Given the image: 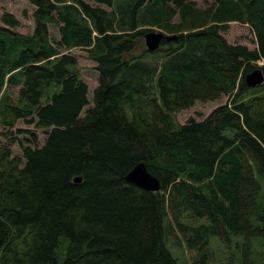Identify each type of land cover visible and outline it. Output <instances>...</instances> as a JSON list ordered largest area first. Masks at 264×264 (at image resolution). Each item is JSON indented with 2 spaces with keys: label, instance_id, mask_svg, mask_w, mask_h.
Instances as JSON below:
<instances>
[{
  "label": "trees",
  "instance_id": "1",
  "mask_svg": "<svg viewBox=\"0 0 264 264\" xmlns=\"http://www.w3.org/2000/svg\"><path fill=\"white\" fill-rule=\"evenodd\" d=\"M26 1L31 34L0 14V264H178L165 218L198 251L193 264H206L209 235H242L250 264L251 239L264 244V81L244 76L264 61V0ZM232 20L253 48L226 40ZM151 26L176 38L150 52ZM74 48L95 63L92 90ZM223 96L203 119L175 122ZM139 162L159 191L125 179ZM190 214L208 223L190 226Z\"/></svg>",
  "mask_w": 264,
  "mask_h": 264
},
{
  "label": "rangeland",
  "instance_id": "2",
  "mask_svg": "<svg viewBox=\"0 0 264 264\" xmlns=\"http://www.w3.org/2000/svg\"><path fill=\"white\" fill-rule=\"evenodd\" d=\"M90 1L91 0H87ZM199 7H205V2L212 0H195ZM207 4V3H206ZM108 9V7H107ZM3 11H8L13 13L19 20L20 24L17 27L11 28L14 32L21 34H31L32 32V7L26 0H0V14ZM177 20V17L175 18ZM0 25H4L0 21ZM143 26H148L144 24ZM154 29H156L154 27ZM224 37L230 43H240L245 44L249 48H253L254 44V34L251 32L250 28L246 24H239L237 22H230L226 32H223ZM66 52V51H64ZM71 53L77 58L78 67L82 79L87 83L90 90L97 86V75L98 72L95 69V63L93 60L87 57V53L80 49L74 48L71 50ZM257 66H264V61L256 64ZM11 96L14 97L17 94V88H10ZM90 97V96H89ZM138 101L145 107L148 108L145 97H139ZM227 101L226 97H222L215 101L207 102H196L193 106L188 109L181 110L173 114L174 120L176 123H184L189 117H194L196 120H201L207 116L212 109L216 106L223 104ZM91 105V101L90 104ZM87 107V106H86ZM126 113L131 117V111L126 107ZM17 128H27V124L20 120L15 125ZM38 139L43 142L44 133L41 130H38ZM25 136H28V133H22V135L16 136L22 141H25ZM6 140L4 137H0V145L4 144ZM12 150L16 155H21V150L17 143L12 145ZM264 187V180H262L261 191ZM185 223L188 225H197V224H207L208 219L205 217H194L190 214L185 218ZM172 227L176 230L179 238L186 242L185 236H183L181 230L177 227L176 223L171 220ZM165 228V242L170 250L171 254L177 259L178 264H193L195 258L198 256V251L194 248H191L180 242L176 244L178 237L171 231L170 222L168 218L164 220ZM244 239L242 235L232 236L230 241H222L221 238L217 235H209V247L207 249V257L205 258L206 264H223L224 262H229L230 264H243L242 257V245ZM63 252L59 250L58 259H62ZM250 264H264V244L261 242L259 237H253L251 239V246L248 253ZM58 260V261H59Z\"/></svg>",
  "mask_w": 264,
  "mask_h": 264
},
{
  "label": "water",
  "instance_id": "3",
  "mask_svg": "<svg viewBox=\"0 0 264 264\" xmlns=\"http://www.w3.org/2000/svg\"><path fill=\"white\" fill-rule=\"evenodd\" d=\"M144 42L148 50H155L159 48L163 39L171 40L175 39L174 36H165L161 32L149 31L144 35ZM263 70L261 68H254L244 76V82L248 86H255L263 82ZM125 179L128 182L146 189L148 191H158L160 189V182L158 178L148 171L144 162H139L133 166L125 175ZM80 178H75V181H79Z\"/></svg>",
  "mask_w": 264,
  "mask_h": 264
}]
</instances>
